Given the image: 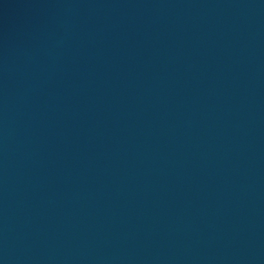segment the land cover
I'll use <instances>...</instances> for the list:
<instances>
[{
  "label": "water",
  "instance_id": "95a60500",
  "mask_svg": "<svg viewBox=\"0 0 264 264\" xmlns=\"http://www.w3.org/2000/svg\"><path fill=\"white\" fill-rule=\"evenodd\" d=\"M0 264H264V0H0Z\"/></svg>",
  "mask_w": 264,
  "mask_h": 264
}]
</instances>
